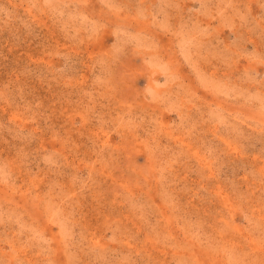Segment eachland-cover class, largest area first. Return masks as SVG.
I'll use <instances>...</instances> for the list:
<instances>
[{
  "label": "rangeland",
  "instance_id": "obj_1",
  "mask_svg": "<svg viewBox=\"0 0 264 264\" xmlns=\"http://www.w3.org/2000/svg\"><path fill=\"white\" fill-rule=\"evenodd\" d=\"M0 264H264V0H0Z\"/></svg>",
  "mask_w": 264,
  "mask_h": 264
}]
</instances>
